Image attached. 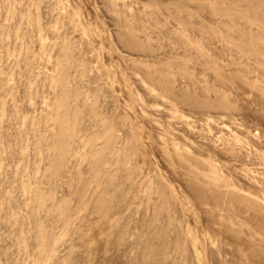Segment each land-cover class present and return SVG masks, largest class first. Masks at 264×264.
I'll use <instances>...</instances> for the list:
<instances>
[{
    "label": "rangeland",
    "instance_id": "374dc122",
    "mask_svg": "<svg viewBox=\"0 0 264 264\" xmlns=\"http://www.w3.org/2000/svg\"><path fill=\"white\" fill-rule=\"evenodd\" d=\"M0 264H264V0H0Z\"/></svg>",
    "mask_w": 264,
    "mask_h": 264
},
{
    "label": "bare ground",
    "instance_id": "6f19581e",
    "mask_svg": "<svg viewBox=\"0 0 264 264\" xmlns=\"http://www.w3.org/2000/svg\"><path fill=\"white\" fill-rule=\"evenodd\" d=\"M199 8H200V7H199ZM221 11H222V9H221ZM224 11H225V10H224ZM211 12H212V10H211ZM211 12H210V13H211ZM210 13H209V14H210ZM214 13H215V12H214ZM222 19H223V18H222ZM224 19H225V17H224ZM219 20H220V19H219ZM198 28H199V27H198ZM241 44H242V43H241ZM241 48H243V47H241ZM240 50H241V49H240ZM243 52H244V51H243ZM254 53H255V52H254Z\"/></svg>",
    "mask_w": 264,
    "mask_h": 264
}]
</instances>
